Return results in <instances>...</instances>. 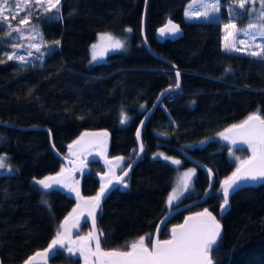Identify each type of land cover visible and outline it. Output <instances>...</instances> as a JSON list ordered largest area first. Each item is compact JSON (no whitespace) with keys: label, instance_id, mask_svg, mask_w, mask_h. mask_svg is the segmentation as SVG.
<instances>
[{"label":"trees","instance_id":"obj_1","mask_svg":"<svg viewBox=\"0 0 264 264\" xmlns=\"http://www.w3.org/2000/svg\"><path fill=\"white\" fill-rule=\"evenodd\" d=\"M189 1L148 0L145 35L156 55L142 42L145 0H61L51 12L38 9L29 0L28 4L21 2V11L7 10L8 20L0 17V59L5 61L0 63V120L14 125H0V156L7 158L6 168L12 169L0 173L1 264H24L30 255L47 248L77 205V197L66 191L52 189L45 194L35 184L65 167L53 154L50 135L42 128L50 130L62 155L83 131L108 130L107 157H125V170L138 154L134 138L138 123L158 93L176 83L175 70L181 74V87L166 94L145 122L141 136L144 153L125 180L128 187L115 188L100 208L97 227L104 233L102 248L123 250L122 246L140 236L152 239L162 216L199 199L213 179L205 202L172 215L162 227L160 239H168L171 227L180 224L185 215L207 208L220 221L223 232L213 262L264 264V182L233 193L224 212L218 191L221 182L236 170V157L244 160L252 154L246 145L227 144L218 133L258 110L264 116V60L222 50L226 5L231 6L232 0H220V17L201 22L184 18ZM22 19L28 23L21 24ZM168 20L179 23L183 36L159 43L155 32ZM233 20L241 28L254 21L241 10ZM9 24L21 29L23 38L16 32L9 38ZM128 28L130 33L125 31ZM100 33H111L125 46L110 53L108 61L92 63L90 45ZM57 40L59 46L54 44ZM33 43L41 45L42 58L27 47ZM12 52H31L32 56L21 65L7 60L6 54ZM122 110L128 117L125 124L120 123ZM208 138L206 144L194 146ZM159 152L179 158L181 168L197 170L196 193L169 210L165 202L177 171L157 156ZM106 170V164L93 159L82 175L76 174L82 177L78 188L82 197L97 194L103 183L97 174ZM79 228L76 235H88L86 221ZM66 246L56 248L50 264H82Z\"/></svg>","mask_w":264,"mask_h":264},{"label":"snow or ice","instance_id":"obj_2","mask_svg":"<svg viewBox=\"0 0 264 264\" xmlns=\"http://www.w3.org/2000/svg\"><path fill=\"white\" fill-rule=\"evenodd\" d=\"M38 9L51 12L52 9L57 8V5H60L61 0H33ZM201 3L204 6L203 12L190 13L187 9L184 12V16L188 20H192L194 17L196 19L203 18L205 20L209 19V11L211 9L213 13L218 12L221 5L220 0H212V2H206V0H193V3ZM234 4H236L239 9L244 12H251L252 10L246 9V4H254L256 0H232ZM14 3V0H0V17H3V20H8L9 16L5 15V7H11ZM25 4L29 3V0H24ZM260 3V12L258 19L264 20V0H259ZM48 5L46 8H41L42 5ZM190 5L189 7H191ZM58 11V9H57ZM31 13H29L30 15ZM14 19L15 17H11ZM21 24H27V19H22L20 21ZM256 27L255 24L249 23L248 28ZM9 32L7 35L11 38L12 32H16L20 35L21 38L24 36V32L9 24L8 25ZM260 32L258 35L261 38H264V23L259 25ZM225 30L231 29V31H227V34L224 36V50L225 51H241L242 49H238L236 46V42L240 45H245L246 41L244 39H238L240 33L242 32L245 36H250L252 40L256 39V34H251L244 29H237V25L231 19L229 23L224 25ZM0 30H2V21H0ZM126 32H131L132 29H125ZM160 38H175L181 33V29L179 25L172 22V20H168L167 23L158 29ZM232 38L233 42H228L229 38ZM33 40L35 36L31 37ZM99 43L92 44V56L91 62H96L98 59H102V56H98L97 49L104 45V51L112 50L119 51L124 48V42L120 39H117L111 33H100L98 34ZM54 44L59 46L60 41H54ZM13 48L20 47L17 44H12ZM28 48L35 49L37 53H39L40 58H42L45 53L41 51L40 44H29ZM256 48L260 49V51H248L247 54L252 57L259 58L264 60V44H256ZM7 60H15L19 64L23 65L27 63L29 57L32 56V53L29 52L28 57L24 55H18L16 52H12L11 54H6ZM5 61L0 59V63H4ZM173 68L176 66L173 65ZM226 72L230 71V69H225ZM180 72H176V83L175 85H170L168 88L164 90L160 95L163 96L166 93L174 91L180 88ZM160 97H157L159 100ZM145 106L141 105L143 109ZM128 120L127 115L121 111V119L120 123L125 124ZM143 121H141V125H143ZM89 135L88 133H83L81 136L74 140L71 144L68 145L69 152L75 154V148H83L82 142L84 137ZM100 135V134H93ZM103 136H107V133H103ZM222 140L228 141L233 145H246L247 149L252 153L250 157L247 159L241 160L240 157H236L239 161L236 170L232 172L230 176H228L225 180L221 182L220 189L218 191H222L223 200L219 205L221 212L227 210V206L229 205V197L235 192L239 185L242 182L246 181H264V116L259 114V110L257 112L249 114L244 120L239 123H234L230 127L226 128L223 132L218 133ZM140 129L137 128L136 131V139L140 141ZM106 143V142H105ZM204 142L201 141V144ZM143 144H140V152H143ZM231 152V149L229 150ZM134 154H136L134 152ZM162 159L168 160L171 164L175 166L181 165V160L166 156L162 153H158ZM155 158V157H154ZM116 163L110 168L111 175L115 176V184H123L124 188L128 187V184L124 181V177L128 175V171L124 170L123 162L125 161V157L117 156L113 158ZM7 158L5 156H0V170L6 168ZM109 164H112V161H108ZM127 169H131V163L127 164ZM121 168L123 171L122 176L115 175V169ZM9 172L12 171L10 167L7 168ZM64 173V169H61L60 173H57L56 176H46L43 179L35 180V184L39 185L41 189H43L44 193L47 194L48 190L53 188V185H60L61 187L69 188L71 191H76L78 200H83L85 205L88 208V216L92 220V231L88 233L87 236H78L77 241H79L78 251L80 256L84 259L85 264H89V259L91 257H95V264H213V253L218 250V246L220 243V239L222 237V226L217 218L205 208L202 212H197L193 216L185 217L184 223L177 224L171 229V238L170 239H149L145 236H140L139 239L135 242H131L130 245L126 244L122 246L121 249H113V250H104L102 248V240L101 237L104 236L103 231L99 230L96 226L97 213L100 210L101 199L106 195L109 190V186L113 185V180L110 178L106 182H103L100 187V191L97 192L95 196L91 197H81L79 195V191L76 188H72L67 182L68 178H62ZM110 173H104V176H109ZM196 169L190 168L187 171L183 172L178 179L177 187H174L172 191L169 193L167 197V205L171 208L176 205V202L180 199L181 196L184 195L185 192H188L192 178L195 176ZM104 176L101 177V180H104ZM212 176L211 170H209V177ZM183 188V191L178 193V188ZM209 193H205L208 195ZM46 203V201H45ZM81 205L78 203L77 207L69 213L68 216L64 218V221L60 224L59 229L56 233V237L51 241L46 249L41 252H36L33 256L28 257V259L24 262V264H32L33 261L36 260L37 257L44 258L47 260L50 258L51 254L56 250L57 247L64 249L65 242L64 239L67 236H70L71 229L77 228L80 224L79 216H75L78 209H80ZM79 215H83V211L79 213ZM159 231V226H157ZM147 240V243H146ZM95 242V250L93 251L90 247V242ZM73 244L76 241L72 242ZM150 245V246H149ZM130 249V250H129ZM66 251L72 255H75L74 249L72 246H68Z\"/></svg>","mask_w":264,"mask_h":264},{"label":"water","instance_id":"obj_3","mask_svg":"<svg viewBox=\"0 0 264 264\" xmlns=\"http://www.w3.org/2000/svg\"><path fill=\"white\" fill-rule=\"evenodd\" d=\"M148 0H145V6H144V9H143V17H142V25H143V27H142V31H141V36H143V38H142V42H143V44H144V46H146V49L148 50V52L151 54H154V55H156L153 51H152V49H151V47L150 46H148V44H147V41H146V35H145V27H146V25H145V18L147 17V14H146V11H147V7H148ZM173 23H175V24H177V25H179V23H177V22H175V21H172ZM166 24V23H165ZM164 26V25H163ZM163 26H160V28L161 27H163ZM179 27H180V25H179ZM181 29V33L178 35V36H176L175 38H172V37H169V38H160L159 37V33H158V30H156V32H155V35H156V40L159 42V43H161L162 41H164V40H166V39H168L169 41H171V40H175V39H177V38H180V37H182L183 36V31H182V28H180ZM175 72H177V70H175ZM180 79H181V77H180ZM175 85V84H174ZM181 87V86H180ZM166 89V88H165ZM165 89H163L161 92H159L158 93V95H157V97L159 96L160 97V99L159 100H157V97H156V100H154L153 101V104L151 105V107H149L148 109V111H146L145 112V114L143 115V117H142V121L144 122L143 123V125H141V121L138 123V125H137V127H136V130L135 131H137V128H139L140 129V137L142 136V133H143V128H144V124H145V122H147L148 120V118H149V116L150 115H152V113L156 110L155 108L159 105V103L161 102V101H163L164 100V96L166 95V94H168V93H166L165 95H163V96H161L160 94L162 93V92H164V90ZM180 89V88H179ZM176 90H178V89H176ZM176 90H174V91H176ZM174 91H171V93H173ZM170 93V92H169ZM0 125H3V127H7V126H14V125H12V124H9V123H4V122H2L1 120H0ZM31 128H36V127H31ZM36 129H38V128H36ZM42 129H44V130H46V132L48 133V135H50V137H49V142H50V145H51V150H52V152H53V154L55 155V156H57L58 157V160L60 161V162H62L63 163V166H65L63 169H64V173H63V177L62 178H68V180H67V182H69V181H71L74 177H76V174L77 173H79V172H81V171H84L85 170V167H87V163L90 161H92L93 159H99L102 163H104V164H106V167H107V170L104 172V173H110V168L113 166V165H115V160L114 159H111V158H109V157H107V153H106V148H107V145L109 144L108 143V141H109V135H110V132H108V130H106V129H102V130H99V129H94V130H91V131H88V130H85V131H83L82 132V134L83 133H88L89 135H87V136H85L84 137V140H83V142H82V145H83V148L81 149V148H75L74 147V152H75V154H72V153H70L69 152V149L67 150V154H65V155H62V154H59L58 153V151L56 150V146L54 145V143H53V139H52V137H53V135H51V132H50V130L48 131L46 128H42ZM107 133V136L105 137V136H103L102 134L103 133ZM93 134H100V135H93ZM79 137H77L75 140H77ZM134 138H135V141H137V139H136V133L134 134ZM74 141V140H73ZM72 141V142H73ZM224 142H226L227 144H231V143H229L228 141H225V140H223ZM71 142V143H72ZM106 142V143H105ZM143 144V141H142V139L140 138V141L138 142L137 141V152H138V154H136V156H135V158H134V160L132 161V162H130L131 163V165H132V167H131V169H127V167L125 168V170H127L128 171V175L126 176V177H124V181L127 179V177L131 174L130 172H131V170L134 168V166H135V164L137 163V161H138V159L141 157V155L144 153V151L143 152H140V144ZM233 147H237V148H240V146H243V145H240V144H237V145H233V144H231ZM93 149H95V155H93V157H90V156H87V157H85L86 156V153H90ZM252 155V154H251ZM108 161H112V164H109L108 163ZM61 172V171H60ZM60 172H57V173H60ZM57 173H54V174H51V176H56L57 175ZM104 173L103 174H100V173H98L97 175H98V178L99 179H101V177L102 176H104ZM115 175L116 176H122L123 175V172L121 171L120 173H118L117 172V170L115 169ZM112 179L113 180V185H110L109 186V190L107 191V193H106V195L101 199V204H100V208H102V204L104 203V201H105V199H106V197H108L109 196V193L111 192V191H114L115 190V188H117L118 186H121L122 184H119V185H117V184H115V176H113V175H111V173L109 174V176H104V180L102 181V182H106L108 179ZM212 181L210 182V185H209V187H208V189H207V191H206V193H209L210 194V192L212 191L211 189H212V186H213V182H214V180L213 179H211ZM262 182H264V181H255V182H253V181H246V182H242L240 185H239V188L235 191V192H237L238 190L240 191V190H242V188L243 187H246V186H252L253 184H256V183H262ZM65 187H61L60 185H58V184H56V185H53V188L52 189H60V190H63ZM52 189H50L49 191H51ZM79 191V190H78ZM99 191H100V189H99ZM98 191V192H99ZM235 192H233V193H235ZM232 193V194H233ZM209 194L208 195H205V193L199 198V199H195V200H193V201H191L190 202V204H184V205H180L178 208H173V209H171V210H169V212L168 213H166L164 216H162L161 217V219L159 220V222H158V226H159V231H158V229H157V227H155V230H154V232H153V237H152V239H160V231H161V229H162V227H164V225H165V223H167V221L169 220V218L172 216V215H175L176 213L178 214V213H180V211H185V210H189L191 207H193L194 205H200L201 203H203V202H205V200H206V198H208V196H209ZM220 195H222V191L219 193ZM231 194V195H232ZM79 195L81 196V193H80V191H79ZM231 195H230V197H229V199L231 198ZM75 197H77V194H76V196ZM82 197V196H81ZM223 197V196H222ZM84 198H87L86 196H84ZM80 204L81 205V207H80V209H78V211H77V213L76 214H74L75 216H79V220H80V224H79V226L77 227V228H72L71 229V233H70V236H67V237H65V239H64V242H65V245H70L73 241H74V237H75V235L79 232V230H80V225L81 224H83V223H85V221L88 223V226H89V228H90V230H89V232L90 231H92V228H93V226H92V220H91V218L88 216V208H87V206L85 205V202L83 201V200H78V197H77V204ZM77 207V205L75 206V208ZM227 208H228V206H227ZM204 209H200V211H192V212H190V214H188V215H185L184 216V218L182 219V221L180 222V224H182V223H184V219H185V217H188V216H193L195 213H197V212H202ZM81 211H83V215L81 216V215H79V213L81 212ZM100 211V210H99ZM99 211H98V213H97V216H98V214H99ZM214 215V214H213ZM97 219H98V217H97ZM97 219H96V226H97ZM218 220V219H217ZM219 221V220H218ZM220 222V221H219ZM221 224V223H220ZM175 226V225H174ZM174 226H172L171 227V229L174 227ZM98 229H99V227H97ZM171 229H170V232H169V234H170V237L168 238V239H170L171 238ZM222 234H223V232H222ZM101 239V238H100ZM167 239V238H166ZM161 240H163V239H161ZM90 247L92 248V250L94 251L95 250V242L94 241H91L90 242ZM46 249V248H45ZM130 250V249H129ZM37 252H41V250H39V251H37ZM55 253V251L51 254V256H50V258L53 256V254ZM35 254V253H34ZM31 256V255H30ZM29 256V257H30ZM33 256V255H32ZM50 258H48L47 260H45L44 258H41V257H37L36 258V260L35 261H33L32 262V264H50ZM28 259V258H27ZM26 259V260H27ZM93 259H95V257H93ZM25 260V261H26ZM24 261V262H25ZM0 264H1V262H0ZM82 264H84V263H82ZM94 264H95V262H94ZM213 264H216L215 262H213Z\"/></svg>","mask_w":264,"mask_h":264},{"label":"rangeland","instance_id":"obj_4","mask_svg":"<svg viewBox=\"0 0 264 264\" xmlns=\"http://www.w3.org/2000/svg\"><path fill=\"white\" fill-rule=\"evenodd\" d=\"M21 2H22V0H14V3L11 5V7H5V13H7V10H15V11H19L20 9H22V4H21ZM206 2H212V0H206ZM22 3H24V1L22 2ZM190 5H192L191 7H189ZM220 5H221V2H220ZM252 5V7L250 6V9L251 10H253V11H251L250 13L249 12H247L249 15H250V17H251V19L253 18L254 19V21L252 22H249V23H252V24H255L256 25V27H254V28H251V29H249L248 28V24L244 27V28H241V27H239L237 24V29H244L245 31H247V32H249V33H251V34H256V39L255 40H252L251 38H250V36H245L242 32L240 33V35H239V37H238V39H244L245 41H246V44L245 45H240L238 42H236V46H237V48L238 49H242L241 51H235V52H241V53H243V54H246V53H248V51H260V49H258V48H256L255 47V45L256 44H264V38H261L259 35H258V33L260 32V28H259V25L260 24H262V23H264V20H259L258 19V16H259V12H260V10H261V8H260V3H259V0H256V4H251ZM254 5V6H253ZM246 6H247V4H246ZM221 7H222V5H221ZM220 7V8H221ZM226 8H227V10H228V13H227V17H226V22L225 23H223V35H222V45H221V47H222V50H224V43H225V41H224V36L227 34V31H231V29H229V30H225L224 29V25L226 24V23H229V21H230V19L233 21V22H235L234 20H233V15L234 14H236V11L237 10H240L239 9V7L236 5V4H234V3H232V5L230 6V5H226ZM248 8V7H247ZM188 10L190 13H196V12H203L205 9H204V6H203V4H201V3H199V2H197V3H193V0H190L189 1V4H186V6H185V10ZM249 9V8H248ZM21 11V10H20ZM208 11H209V19H207V20H212V19H216V18H218V17H220V14H221V11H220V9H219V11L218 12H215V13H213L212 12V10L211 9H208ZM185 12V11H184ZM184 18H185V16H184ZM186 19V18H185ZM186 20H188V19H186ZM192 20H196V21H199V22H201L202 20H205V19H203V18H200V19H196L195 17L192 19ZM188 21H191V20H188ZM236 23V22H235ZM117 39H120V38H117ZM121 40V39H120ZM123 41V40H122ZM228 42H233L232 41V38L230 37L229 38V41ZM96 43H99V41H98V39H97V41L96 42H93L92 44H96ZM91 44V45H92ZM91 45H90V50H91ZM124 49V48H123ZM113 52H119V51H112V50H108V51H104V45H102L100 48H98L97 49V54H98V56H102L103 58L102 59H98L97 61H96V63H99V61H108V55L110 54V53H113ZM20 55H22V54H20ZM24 56H26V57H28V54H24ZM91 56H92V50L90 51V59H91ZM92 63H95V62H92ZM211 138H208V139H203V140H200V141H198L194 146H197V145H203V144H206L207 142H208V140H210ZM201 141H203L204 143L203 144H201ZM159 153H162L163 154V152H159ZM158 154V153H157ZM93 155H95V149H93L90 153L88 152V153H86V156L85 157H87V156H90V157H93ZM166 156H169V155H166ZM170 157H173V156H170ZM174 158V157H173ZM176 159H179V158H176ZM180 160V159H179ZM163 161H165V162H169L168 160H165V159H163ZM169 164H171L170 162H169ZM172 166H174V168L176 169V171H177V174H175V176H174V180H173V184H172V187H171V190H170V192L172 191V189L174 188V187H177V185H178V179H179V177L181 176V174L183 173V172H185V171H187L188 169H190V168H194V167H188L187 169H185V168H181L180 166H175V165H173V164H171ZM2 172H6V173H9V171L7 170V168H5V169H3V170H0V173H2ZM82 173H83V171H81L80 172V175H82ZM196 173H197V170H196ZM196 173H195V175H196ZM195 177V176H194ZM194 177L192 178V183H191V187H190V189H189V191L188 192H185L184 193V195L183 196H181L180 197V199L176 202V205H179V203L185 198V197H189L190 195H192V194H195L196 193V191L194 190ZM82 178V177H81ZM81 178L79 177V176H76V177H74L71 181H69L68 183H69V185L72 187V188H76V189H78V188H80V180H81ZM64 191H66L68 194H70V196H76V191H71V190H69V188H64L63 189ZM181 191H183V188H182V186L181 187H179L178 188V193L179 192H181ZM169 195V194H168ZM166 201H167V199H166ZM166 203V202H165ZM166 209L167 210H169L170 209V207L167 205V203H166ZM78 236H85L83 233H80V234H78V235H76L75 236V238H74V241H76V243L75 244H73V243H71L70 245H68V246H72L73 247V249H74V252H75V255H73V257H76V256H79L80 257V259L83 261L82 263H84L85 264V261H84V259L80 256V254H79V251H78V246H79V241H77V237ZM68 246H66V248L68 247ZM72 255V254H71ZM94 262H95V259H93V257H91L90 259H89V264H94Z\"/></svg>","mask_w":264,"mask_h":264}]
</instances>
